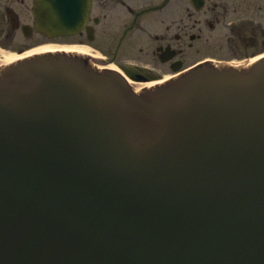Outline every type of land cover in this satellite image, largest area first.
<instances>
[{"label":"water","instance_id":"obj_1","mask_svg":"<svg viewBox=\"0 0 264 264\" xmlns=\"http://www.w3.org/2000/svg\"><path fill=\"white\" fill-rule=\"evenodd\" d=\"M90 10L35 0L36 26ZM79 53L0 66V264H264V58L136 91Z\"/></svg>","mask_w":264,"mask_h":264},{"label":"flooded vegetation","instance_id":"obj_2","mask_svg":"<svg viewBox=\"0 0 264 264\" xmlns=\"http://www.w3.org/2000/svg\"><path fill=\"white\" fill-rule=\"evenodd\" d=\"M34 6L0 0L1 58L43 46L97 47L100 62L147 84L200 62L264 55V0H92L81 30L56 38L38 31Z\"/></svg>","mask_w":264,"mask_h":264},{"label":"bare ground","instance_id":"obj_3","mask_svg":"<svg viewBox=\"0 0 264 264\" xmlns=\"http://www.w3.org/2000/svg\"><path fill=\"white\" fill-rule=\"evenodd\" d=\"M58 48H63V47H56V46H43V47H39V48H36V49H33V50H30V51H28V53L26 54V53H24V54H16V53H14V54H11L9 57H4L3 59H1L0 58V64H8V63H11V62H13V61H16V60H18V59H21L24 55H29V54H33V53H37V52H42V51H50V50H55V49H58ZM63 49H65L66 51H79V52H84V53H87V54H89V55H92V56H95V55H93L91 52H89L88 50H86L85 48H83V47H78V46H73V47H65V48H63ZM96 57V56H95ZM260 57H258V58H254V59H252L251 60V62L252 61H255V60H257V59H259ZM114 66V65H113ZM115 67V66H114ZM115 68H117V67H115ZM128 78V80H129V82L131 83V84H133V85H135V88H137V89H140L141 88V86L143 87L144 85H147V86H149V85H154V84H156V83H159V82H161V81H159V82H150V83H148V84H136L133 80H131L129 77H127Z\"/></svg>","mask_w":264,"mask_h":264},{"label":"rangeland","instance_id":"obj_4","mask_svg":"<svg viewBox=\"0 0 264 264\" xmlns=\"http://www.w3.org/2000/svg\"><path fill=\"white\" fill-rule=\"evenodd\" d=\"M92 48H94V49H96V50H98V51H94V50H92L91 48H86V50H88L89 52H91V53H93V54H95V55H98V56H101V55H103V56H105V54L103 53V51H101L100 49H98L97 47H92ZM208 55H211V54H215L216 55V53H211V52H209V53H207ZM220 55H223V56H229V55H227V54H220ZM10 56V54H7L6 55V57H9ZM234 59H235V61H240L241 60V57H239V56H237V57H233ZM247 58V56L246 57H244V58H242V59H246ZM242 62H246V61H242ZM115 67H116V65H114Z\"/></svg>","mask_w":264,"mask_h":264}]
</instances>
